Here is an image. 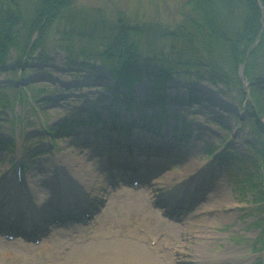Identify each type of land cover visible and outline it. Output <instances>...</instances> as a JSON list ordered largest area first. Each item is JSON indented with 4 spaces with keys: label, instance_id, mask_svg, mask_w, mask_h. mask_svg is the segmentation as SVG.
<instances>
[{
    "label": "rangeland",
    "instance_id": "rangeland-1",
    "mask_svg": "<svg viewBox=\"0 0 264 264\" xmlns=\"http://www.w3.org/2000/svg\"><path fill=\"white\" fill-rule=\"evenodd\" d=\"M26 1L34 2L23 0L22 3ZM184 1L75 0L80 8L107 11L120 8L130 20L165 24L180 19ZM50 42L49 59L41 61L36 55L32 57L28 65L23 66V71L28 69V75L17 83L16 90L12 85L20 73L15 75L8 69L7 72L0 71V96L10 102V108L0 107V139L6 141L2 143L6 149L0 150V194L17 182L12 167L14 153L16 158L24 161L26 188L22 191L28 194L31 210L38 217L34 223L40 221L49 226L46 212L55 207L54 196L60 200L56 206H62L60 194L51 185L59 184L61 174L83 188L71 193L66 202L74 201L77 205L89 199L99 206V210L86 224L51 227L46 236L37 233L38 244L33 238L9 240L1 234L0 264H264L263 202L255 200L256 190L238 172L239 164L234 162L228 168L222 159L207 158L212 149L218 150L217 154L221 152V142H226L224 147L229 145L230 151L240 155L250 154L247 142L252 145L260 142L258 130L253 128L250 120V111L245 109L250 102V85L244 78V67L240 69L243 72L242 92L246 96L243 104L239 89L226 90L208 81H199L193 87L204 101L202 105L193 104L190 109L165 105L162 111L158 105L147 104L148 107L138 109L134 106L131 112L118 104L112 113L108 111L109 90L118 88L101 64L94 67L70 65L67 53L55 45L52 37ZM17 58L18 53L13 49L4 68L15 64ZM15 66L14 69H19V65ZM258 77H261L260 86L264 91L263 69L258 72ZM152 86L146 79L141 81L136 85L135 97L144 100L150 95ZM187 87L185 80H174L169 83L167 93L187 98ZM30 96L33 101L29 100ZM93 108L104 110L100 117L107 119L109 126L108 122H99L90 127H78L70 134L58 133L59 148L51 149L41 157L37 154L50 148L46 126L55 129L74 119L80 124L85 120L94 121ZM128 113L133 115L129 117ZM115 115L117 120L113 118ZM134 119L136 123L133 124L137 125L133 126H140L141 131L135 133L136 137L141 141L142 137L146 138L142 147L150 148L152 155L148 158L137 154L142 150L137 147L141 141L132 146V152L138 157L137 161L152 163L153 169L159 166L160 170L152 176L141 173L143 176L139 177L146 178L140 184L141 188L134 189L137 196L132 201L128 198L130 182L111 184V174L117 172L105 165L107 156L94 150L93 145L97 146L100 138L95 137L91 142L90 138L92 129L97 131L100 127L99 131L106 133L100 140L101 145H109L114 139L119 142L123 136H119L118 131L126 129L128 122L132 123ZM261 122L264 124V115ZM186 124L190 126L186 127ZM112 126L115 131L111 130ZM142 127L155 128L160 133L148 134ZM81 134H85L88 141L83 143L79 139ZM156 134L161 138L160 144L163 140L170 143L169 152L165 146L163 149L158 147ZM183 134L187 135V140L180 138ZM7 141L15 142V152L12 148L7 151ZM22 147L25 148L23 151ZM138 168L137 172L147 169L142 165ZM128 171L124 170V173ZM262 174L264 176V169ZM110 192L115 196L114 201L109 200ZM180 192L185 194L181 199ZM8 195L15 196L14 191ZM11 202L12 198L6 204ZM149 229L152 233L145 239L143 236Z\"/></svg>",
    "mask_w": 264,
    "mask_h": 264
},
{
    "label": "trees",
    "instance_id": "trees-1",
    "mask_svg": "<svg viewBox=\"0 0 264 264\" xmlns=\"http://www.w3.org/2000/svg\"><path fill=\"white\" fill-rule=\"evenodd\" d=\"M22 1L0 0V71L20 73L13 81L15 90L17 83L27 77L28 69L23 71V66L32 57L36 55L41 61L49 59L50 37L67 53L70 65L101 64L118 88L109 90L110 103L123 104L127 110L134 106L148 107L147 104L158 105L162 111L165 105L187 109L193 104L202 105L204 101L193 87L199 81L226 90L239 89L243 104L246 101L240 76L243 66L244 78L250 85V102L245 109L250 111L260 142L254 145L247 142L250 154L244 155L230 151L226 145L216 159H222L228 168L234 162L239 164L238 172L256 190L255 200L264 204V124L261 122L264 91L258 77V72L264 71V0H185L180 19L172 24L130 20L120 8L115 11L80 8L75 0H32L33 3L25 4ZM13 49L18 53L15 64L19 69H14L15 64L4 68ZM145 79L152 83V91L139 100L134 95L136 85ZM174 80L188 83L187 98L167 93L169 83ZM29 100L33 98L30 96ZM141 103L146 106H140ZM9 104L0 96V107L10 108ZM93 112L100 120L101 113L94 108ZM237 117L241 121V116ZM79 125L74 119L55 129L46 126L45 130L55 142L58 133L71 132ZM1 142L6 141L0 139ZM7 143L14 148L15 142ZM224 144L221 142L220 147ZM216 153L212 149L209 155Z\"/></svg>",
    "mask_w": 264,
    "mask_h": 264
},
{
    "label": "bare ground",
    "instance_id": "bare-ground-1",
    "mask_svg": "<svg viewBox=\"0 0 264 264\" xmlns=\"http://www.w3.org/2000/svg\"><path fill=\"white\" fill-rule=\"evenodd\" d=\"M182 118V117H181ZM154 130H155V128H153ZM153 129H151L152 131H153V133H154V130ZM138 133H140V132H138ZM155 134V133H154ZM137 135V134H136ZM157 135V134H156ZM79 136V135H78ZM157 137H159V139H161L160 138V136L158 135ZM86 138H87V136L85 135V134H81L80 136H79V139L81 140V141H83V143H84V141H87L86 140ZM78 139V140H79ZM161 140H159V142H160ZM142 144H143V142L141 143V146H139V148L141 147V149L142 150H139V152L137 153V154H142V153H144V152H147L148 150H150V148H147V146L146 147H142ZM166 140H165V142H162V146H166ZM171 145H170V143L169 144H167V146H166V148H165V150L166 151H170V149H171V147H170ZM107 150H108V147H103V149L101 148H97V151H96V153L97 154H99V155H102V156H108V159H105V165L108 167V165L109 166H113V164H115V165H117V166H123V163L122 162H124L125 161V163H126V160H127V158H128V160H130L131 162H133V161H135L134 160V157L132 156V155H129V157L127 156H125L126 158H124V157H122V156H117V158L115 157V156H111V153L109 154V153H107ZM145 150V151H144ZM120 152H122V153H124V154H126L127 155V152L125 153L123 150L121 151V150H119ZM148 153V152H147ZM151 154V153H150ZM141 163H142V166H146L147 168H148V164H146V163H144L142 160L140 161ZM188 165V163H185V166H187ZM149 166H152L151 164H149ZM130 170V172L128 171V173H126V175L127 176H129V175H132L133 174V172L134 171H132L131 169H129ZM51 185H54V187H55V189L57 190V192L60 194V196H61V201L63 202V203H67L65 200H66V198L72 193H74L75 191H82V189L83 188H81L80 186H77L76 184H74L73 182H70L69 180H67L62 174H61V176H60V178H59V184H56L55 185V183H51ZM12 188H13V191H16V190H18V187H17V184H15V186H9L7 189H8V191L10 192V191H12ZM24 188H26L25 187V185H24V183H23V186H21V190H23ZM81 188V189H80ZM128 188V190H130L131 191V193L130 194H128V198L129 199H131L132 201H133V199L137 196V193L135 192V190L132 188L131 189V187H127ZM6 189V190H7ZM5 190V191H6ZM5 191L3 192V193H1L0 195L1 196H3L4 194H5ZM56 192V193H57ZM53 193V192H52ZM55 193V194H56ZM54 194V195H55ZM110 196H109V200H111V201H114L115 200V196H113L112 195V192H110ZM2 199V198H1ZM56 199H57V196L55 197L54 196V198H53V201H55V204H59L60 203V200L58 199L57 200V202H56ZM136 200H139V198H137ZM52 201V202H53ZM135 203H137L136 201H135ZM138 204V203H137ZM30 213L28 212L27 213V215H26V217H30L31 215H29ZM5 221L7 222L8 221V217L7 216H5ZM152 233V231L149 229V231L145 234V236H143L145 239L147 238V236L148 235H150ZM151 238V237H150ZM158 246H159V244H158ZM166 255H168L167 253H166ZM162 259L164 260V261H166V258L164 257V256H162ZM103 262V261H102ZM102 264H104V262L102 263Z\"/></svg>",
    "mask_w": 264,
    "mask_h": 264
},
{
    "label": "water",
    "instance_id": "water-1",
    "mask_svg": "<svg viewBox=\"0 0 264 264\" xmlns=\"http://www.w3.org/2000/svg\"><path fill=\"white\" fill-rule=\"evenodd\" d=\"M240 76H241V78H243V72H242V70H241V72H240Z\"/></svg>",
    "mask_w": 264,
    "mask_h": 264
}]
</instances>
